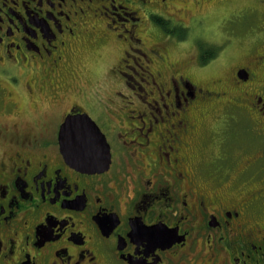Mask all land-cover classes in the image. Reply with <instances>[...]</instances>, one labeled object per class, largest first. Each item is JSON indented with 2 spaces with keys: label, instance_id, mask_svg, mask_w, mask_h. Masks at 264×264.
I'll list each match as a JSON object with an SVG mask.
<instances>
[{
  "label": "flooded vegetation",
  "instance_id": "af4514ba",
  "mask_svg": "<svg viewBox=\"0 0 264 264\" xmlns=\"http://www.w3.org/2000/svg\"><path fill=\"white\" fill-rule=\"evenodd\" d=\"M108 41V74L152 88L53 109ZM79 114L107 141L96 171L61 152ZM0 264H264V0H0Z\"/></svg>",
  "mask_w": 264,
  "mask_h": 264
},
{
  "label": "rangeland",
  "instance_id": "374dc122",
  "mask_svg": "<svg viewBox=\"0 0 264 264\" xmlns=\"http://www.w3.org/2000/svg\"><path fill=\"white\" fill-rule=\"evenodd\" d=\"M234 6H230L229 8L226 7V10H221L219 16L209 15L210 17L207 20V26L209 27L208 30L215 32L217 35H219V29L223 26V19L225 18L226 14H228V10L232 11L230 9L234 10ZM228 9V10H227ZM189 14L184 15L183 19L186 21L188 19ZM188 21V20H187ZM119 23H117L116 26H118ZM195 26V24L192 25V29ZM191 33V37H192ZM182 36H185V34H182ZM187 36V35H186ZM190 37V38H191ZM151 43V42H150ZM149 44V43H148ZM246 44H240L232 46V51L230 52V55L233 52L236 53V57H239L240 55L246 51L245 47ZM168 50L171 54V57L173 60L181 61L182 63H190L191 62V56H192V46L191 44L188 45H179L175 42L168 41L167 44ZM120 44L117 45L113 41L104 42L101 45L97 46L95 49H92L91 53L86 56V62L88 63V69L89 73H85V77H82L78 79L76 82L71 84V87H69L65 92V98H64V104L62 106H59V104L55 103H49V105L54 106L53 109H55V106L57 105L58 110L63 109L67 106L68 103H70L73 98L75 99L78 95V90H85L87 93H91L92 91H95L96 89L101 90V92H109L112 94V90H123L124 93H127L126 90L128 89H135L138 90L143 86L145 89H151L152 86L151 80L148 79L147 81H143L140 78L133 79H127V81L121 77H116V75L108 74V69L110 66L117 65L118 61L120 60L121 52H120ZM238 55V56H237ZM125 64H123L124 66ZM225 72L222 70L213 71L211 72V75H200L202 79H206V82H209L212 78V76L215 77H224ZM208 79V80H207ZM19 101V100H18ZM19 101V109L26 110V107H29V103H20ZM32 105L31 109L33 110L34 114H37L40 110V108H36L33 103H30ZM40 104V103H39ZM41 105V104H40ZM43 105V104H42ZM47 104L45 103L46 107ZM41 107V106H40ZM31 110V111H32ZM20 111V110H19ZM51 111H45L47 114ZM22 113V112H21ZM22 120H24V112L23 116L21 115Z\"/></svg>",
  "mask_w": 264,
  "mask_h": 264
},
{
  "label": "water",
  "instance_id": "95a60500",
  "mask_svg": "<svg viewBox=\"0 0 264 264\" xmlns=\"http://www.w3.org/2000/svg\"><path fill=\"white\" fill-rule=\"evenodd\" d=\"M60 147L66 162L77 170L96 171L107 161L102 156L108 150L106 138L86 114L66 118L61 126Z\"/></svg>",
  "mask_w": 264,
  "mask_h": 264
}]
</instances>
